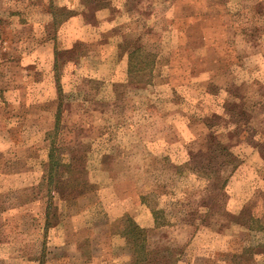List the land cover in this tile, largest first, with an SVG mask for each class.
<instances>
[{
  "label": "rangeland",
  "instance_id": "374dc122",
  "mask_svg": "<svg viewBox=\"0 0 264 264\" xmlns=\"http://www.w3.org/2000/svg\"><path fill=\"white\" fill-rule=\"evenodd\" d=\"M65 2L0 0L4 116L21 138H0V264H36L15 243L36 190L62 222L46 235L44 264L79 263L71 232L118 231L121 213L167 226L151 242L173 245L171 264H264V0H74L78 38L62 29L54 41ZM146 54L151 68L136 69V82L129 65ZM19 160L30 175L13 176ZM41 163L45 184L31 188ZM80 168L85 193L66 183ZM73 191L87 199H61ZM120 244H98L94 261L122 263Z\"/></svg>",
  "mask_w": 264,
  "mask_h": 264
},
{
  "label": "crops",
  "instance_id": "0c3cea01",
  "mask_svg": "<svg viewBox=\"0 0 264 264\" xmlns=\"http://www.w3.org/2000/svg\"><path fill=\"white\" fill-rule=\"evenodd\" d=\"M72 2L71 0H66L65 5H64L65 11L68 12L67 17L63 20H60V21H57L51 24L55 27H58V34L55 32H53L52 34V40L54 41H58L59 39L58 35L60 34L62 29L66 30V33H67L66 37L68 38L69 42H74L78 38L77 27L82 20H81V17L75 13L76 10ZM88 9L90 10L93 9L96 11L98 8L92 5V7H89ZM105 11L106 9L104 7L103 9H98L96 12L103 14L105 13ZM183 19L186 20V18H183ZM36 25L40 26L39 23H37ZM5 103H9V100L7 98H4V93L2 92L0 88V130H3L2 133H0V138L8 137L12 144L17 145L19 143L12 142L11 138L13 137L12 136L13 133H15L16 138H20L19 136L20 134H16L17 133V131L15 130L16 125H12L10 123V120L8 121L9 125L7 126L6 118L4 116L5 115L4 108H3L5 106ZM11 103L16 105L17 101L14 100ZM22 104H23V100H20V105ZM11 127H14V130H10V133L8 135L5 134L4 132H8V130ZM19 131L20 133H22V128ZM20 142H21V138H20ZM19 161H20V170L13 172L14 174L13 176L22 177L25 175H30V172L28 171V162L27 161L23 162L21 160ZM41 166H42V170H41L42 172H40V174H42L41 176L42 180L40 179L41 180L40 182L39 179L36 178V181L30 182L29 186H31V188L33 186H37V189H38L39 185L41 187V184H45L44 177H43L44 176L43 163L40 164V168ZM89 183L91 182L89 181ZM27 185H28L27 182L24 184L20 183L19 187H25ZM90 195L92 194L90 193ZM86 196H87L86 194L80 195V198H83V199L73 198L69 201H72V202L83 201L84 199H87ZM140 197L141 195L138 196L139 203L140 202L142 203V201H140L141 199ZM52 201H53L52 199H48V198L46 199L43 195L39 197L37 190H36L35 196H33L27 201L26 209H25V212H28L27 215L25 213V218H28L30 220V224H29L30 229H28L25 233H23V235L19 234L20 236H23L22 241L19 240L18 242H15L17 244V249H21L24 252L23 258H26V259L34 258L36 261V264H44L45 252H46V242H45L46 235L49 234V232L55 233L56 229H58L60 224L62 223L61 220H59L60 213L58 212V209H57V212H51L52 211L51 208L53 205ZM88 201H91V199H88ZM91 205L92 204L84 206L82 209H79V212L75 210L74 212L70 213L69 216H74L72 218H77V217L81 218L82 216L86 215ZM145 211L147 210L145 209ZM55 215H58L57 221L55 220L56 218ZM121 215L123 214L121 213ZM121 215L119 216L120 217L119 219L117 218L118 221L122 220L125 217L131 218V216L129 215H123V216ZM147 215L150 219V222H149V225L145 227L144 225L141 224L140 218L137 217L138 221L135 218L134 219L131 218V219L135 222V224L140 229H144L145 231H147L148 243L151 244L152 247L154 248L157 247L160 249V241L156 242L155 244L152 243L151 241L155 240L154 236L158 234V231H160L162 228H165L167 226L156 227L154 217H151L149 214ZM92 229H95V228L89 224L86 225L84 223V225H81L79 231L75 229L73 230V232H71L72 235L78 236L74 241V246H75L74 248L77 250L78 256L80 258V259H76L79 262L77 264H132V257H131L130 252H126L123 258L124 260H122V263H118L117 259L109 260L107 256H104V258L100 259V261H97V260L94 261L95 255L98 253L95 251V247L98 244H100V246H103L104 244H107V243L110 244L111 239H116L117 242L120 241L121 243L120 245H123V242H124L125 249H126L127 242H126L125 237L121 233H119L120 229H118V231L116 229L112 230L111 226L110 227L106 226L105 228L101 227V229H99L98 231L91 232ZM77 231L79 232L78 235H77ZM11 245H14V244L10 242L7 244V246L9 247L8 249L12 248ZM57 248L61 249L59 245H55L53 249H57ZM178 248L180 247L178 246ZM168 249L173 252V245L172 246L168 245Z\"/></svg>",
  "mask_w": 264,
  "mask_h": 264
},
{
  "label": "trees",
  "instance_id": "16d2710c",
  "mask_svg": "<svg viewBox=\"0 0 264 264\" xmlns=\"http://www.w3.org/2000/svg\"><path fill=\"white\" fill-rule=\"evenodd\" d=\"M136 52H139V50H136ZM133 55H135V53H133ZM141 58L142 60L138 63L137 66H135V64H133V66L129 65V68L132 71H134L132 75V80L136 79V82L144 81L142 78H140V76L137 73H135L136 69L138 72H144V71L148 72V70H150L151 68L152 60L150 59V54L142 55ZM57 88L59 91H61L59 86H57ZM58 112H56V114H58ZM57 124H58V119H56L54 126L57 127ZM51 145H52V148L50 152V162H48L47 172H46L47 175L45 177V181L48 183L49 186L55 185L58 179L56 178V174L53 172L54 166L56 165L55 163L52 162V154L55 152V146H54L53 140L51 142ZM208 151H210L208 153H213L211 151H214V150H208ZM218 152H219V156L221 152L222 154H225V150H218ZM216 174L217 175L219 174L218 170L216 171ZM66 181H67L66 183H68L71 187H74V188L78 187L83 190L82 192L84 193L86 192L85 190L87 189L88 184H87L86 178L84 177V172L82 171L81 168L78 169L74 173L69 171L68 179ZM217 181H218V178L214 180L215 183H217ZM226 181L227 180H225L221 184V186H224ZM82 192L73 191L72 194L70 195L62 193V196L60 197L63 198L64 200H71L75 198L77 195L83 194ZM142 197H146V195H142ZM153 217L156 223L155 224L156 227H161L162 223H157V218L155 216ZM121 223H122V226L120 227L119 233H121L125 237L127 245L129 246L128 250L131 253L132 264H171L172 262L171 258L173 257L172 255L173 252L171 250H169L168 248H164L161 245H160V249L157 247L154 248L152 246L149 247L150 244L147 241V231H145L144 229H140L131 218L125 217L121 220ZM252 228L253 227L251 226V229ZM259 229L264 230V228L262 227ZM257 250L260 251L262 254H264V245L260 244L257 247Z\"/></svg>",
  "mask_w": 264,
  "mask_h": 264
}]
</instances>
